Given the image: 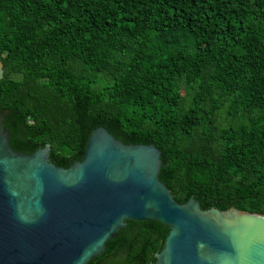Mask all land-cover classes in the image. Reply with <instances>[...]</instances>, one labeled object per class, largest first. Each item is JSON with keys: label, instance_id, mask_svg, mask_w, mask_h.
<instances>
[{"label": "trees", "instance_id": "trees-1", "mask_svg": "<svg viewBox=\"0 0 264 264\" xmlns=\"http://www.w3.org/2000/svg\"><path fill=\"white\" fill-rule=\"evenodd\" d=\"M0 60L13 150L68 167L103 126L177 202L264 214V0H0ZM167 232L127 220L87 264H153Z\"/></svg>", "mask_w": 264, "mask_h": 264}, {"label": "water", "instance_id": "water-1", "mask_svg": "<svg viewBox=\"0 0 264 264\" xmlns=\"http://www.w3.org/2000/svg\"><path fill=\"white\" fill-rule=\"evenodd\" d=\"M2 117L0 264H87L127 220L168 228L153 264H264V214L177 202L158 177L155 145L125 144L98 126L82 159L61 167L49 144L13 150Z\"/></svg>", "mask_w": 264, "mask_h": 264}]
</instances>
